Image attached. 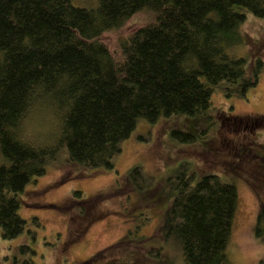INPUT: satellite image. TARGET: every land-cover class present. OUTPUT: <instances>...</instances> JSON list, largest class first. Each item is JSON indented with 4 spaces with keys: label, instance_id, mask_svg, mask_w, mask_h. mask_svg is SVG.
<instances>
[{
    "label": "trees",
    "instance_id": "1",
    "mask_svg": "<svg viewBox=\"0 0 264 264\" xmlns=\"http://www.w3.org/2000/svg\"><path fill=\"white\" fill-rule=\"evenodd\" d=\"M72 1L0 0V152L8 160L0 164L3 240L23 232L17 196L45 173L47 160L59 149L66 148L68 159L77 164L112 169L121 142L141 120L154 123L181 115L209 119L215 86L224 81L244 96L262 71L259 58L244 68L247 59L231 56L229 49L242 43L237 29L245 15L235 7L264 18V0H96L91 8ZM138 13L150 15V21L110 49L104 35ZM37 105L59 121L53 145H38L27 137L23 122ZM262 122L264 118L250 120L252 126ZM240 124L235 120L234 129ZM172 135L195 140L179 130ZM192 178H177L175 196L156 234L177 241L181 264H231L227 246L236 187L211 174L194 185ZM72 199L82 207L89 203L81 200L80 191H73ZM254 232L264 235V203Z\"/></svg>",
    "mask_w": 264,
    "mask_h": 264
},
{
    "label": "rangeland",
    "instance_id": "2",
    "mask_svg": "<svg viewBox=\"0 0 264 264\" xmlns=\"http://www.w3.org/2000/svg\"><path fill=\"white\" fill-rule=\"evenodd\" d=\"M72 4L91 8L96 0ZM235 10L245 15L237 29L242 43L233 44L229 54L247 59L244 68L251 60H261L256 86L242 96L236 95V86L221 81L210 96L209 119L181 115L154 123L141 120L121 142L112 169L77 164L68 159L66 148L59 149L47 160L45 173L18 194L17 214L25 221L24 229L11 240L0 236V264H181L177 241L163 239L156 230L183 174H193L191 185L211 174L236 187L227 246L230 263L264 264V235L254 232L264 203V123L250 124L264 118V18L240 6ZM149 21L150 15L138 13L106 33L103 42L113 49ZM235 120L241 122L239 129H234ZM23 125L35 144L50 146L57 138L59 121L45 106L32 108ZM173 130L190 133L195 140H179ZM0 164H8L1 152ZM134 168H139L137 175L130 173ZM73 191L89 201L83 204L88 212L72 199Z\"/></svg>",
    "mask_w": 264,
    "mask_h": 264
},
{
    "label": "flooded vegetation",
    "instance_id": "3",
    "mask_svg": "<svg viewBox=\"0 0 264 264\" xmlns=\"http://www.w3.org/2000/svg\"><path fill=\"white\" fill-rule=\"evenodd\" d=\"M160 225H161V223L159 224V227H160ZM159 227H158V228H159ZM158 228H157V229H158Z\"/></svg>",
    "mask_w": 264,
    "mask_h": 264
}]
</instances>
